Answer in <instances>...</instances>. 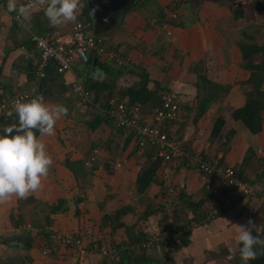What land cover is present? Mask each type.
<instances>
[{
  "label": "crops",
  "instance_id": "obj_1",
  "mask_svg": "<svg viewBox=\"0 0 264 264\" xmlns=\"http://www.w3.org/2000/svg\"><path fill=\"white\" fill-rule=\"evenodd\" d=\"M0 1L2 3L0 98H2L30 90L34 86L33 70L36 64V52L31 49L30 36L38 34L49 39H68L73 24L79 20L83 2L56 0L46 2L44 6L26 7L25 0ZM148 1L150 0H141L121 11L125 13L119 16L118 21L121 18L119 26L100 31L103 35H98L108 47L119 50L131 59V64L127 66L118 67L111 64L114 75L117 74L115 75L116 90L136 84L139 81L136 73L138 67L143 68L150 79L163 84L167 92L174 93L181 101L179 117L169 127L177 141L184 145L187 151H197L206 159L212 160L222 155V161L228 167L239 169L244 164L242 170L248 179L255 180L257 174H262L263 171L261 160L264 157V121L262 130L253 135L247 132L240 122L232 120L230 112L241 107L245 101L242 88L237 85L247 76L238 66L241 59V52L235 43L239 35L238 31L259 24L258 13L262 11L256 13L247 8V13L251 15V19L246 16L248 21L223 22L217 13L222 11V8L228 12L229 5L224 8L225 6H220L217 2L212 4V0L202 1L196 7L198 19H195V22L192 20L193 22L189 24L190 16L187 13L190 14L191 6L188 2L192 3V0H152L157 5L162 1L165 20H161L159 24L158 17L154 23L147 22L144 18L141 19L138 28H141L142 33L147 32L141 34L139 29L130 31L131 25L130 23L126 25V22L130 13L136 10L139 4L141 7L138 10L143 12L141 14L147 17H150L149 13L154 14V7L146 5ZM177 1H179L177 12L180 14L184 12L181 19L186 28L172 27L165 22L171 13L167 8L168 5ZM142 5L145 7L144 11ZM207 6L208 9H204ZM180 8L183 12L179 10ZM16 15L20 16L23 24L16 23L14 19ZM257 16L259 18L256 19ZM121 27L125 28V36ZM158 32L170 33V35L166 34L168 37L162 35L160 39L156 35ZM23 46L26 53L21 50ZM175 50L183 51L178 60L173 58ZM202 61L210 64L208 70L206 66L204 70L198 68L203 64ZM192 67L194 68L191 69ZM195 71L215 83L231 85L228 93L212 100L197 120H194V116L199 103V88L203 85L197 89L198 74ZM210 71H213V79L207 76V72ZM108 78L109 75L94 65L88 67L79 62L75 63L70 71L47 73L46 79L42 84L40 83L43 89L39 88L36 92L37 106L31 107L24 103L15 111L18 119L23 122L30 123L37 120L45 122L43 130L34 139L8 141L0 137V240L15 237L9 240L7 246L24 250L22 248L24 243L16 241L22 232L13 226L19 219V214L26 223L36 217L41 224L45 223L47 207L44 208L42 215L31 217L28 214L31 212L28 210L29 207L32 206V210H35L38 205L35 204L36 201L44 202L46 205H52L58 199L66 201L65 212L49 216L51 224L45 227L48 231L52 232V229L68 235L83 233L88 239L95 240L110 238L109 243L115 242L119 245L127 239L124 228H118L111 234L109 228L101 229L100 220L102 215L111 214L122 206L129 207L128 212L122 217V221L127 225L130 224V217L138 219L147 206L155 211L147 220H140V225L137 224L148 233H160L158 221L164 219L166 221L168 211L173 214L175 212L177 218L182 215L190 218L191 212L183 205H179L175 211L159 210L163 199L170 198L169 201H172V195L164 196L163 189L158 183L151 184L141 197L136 195L134 181L139 172L140 159L144 157L137 148L135 140L129 136V132L113 131L111 124L103 121L93 130L87 127L88 134L92 133V135H85L84 141L81 142L84 138L78 141L79 137L75 132L80 126L88 125L91 111L81 108L82 106L71 93L70 86L74 81L84 85L83 82L88 79L104 81ZM148 87L152 88L153 83L150 82ZM105 96V92L102 91V100ZM93 113L96 114L97 111ZM217 116L223 117L224 127L221 134L211 141L209 137L212 123ZM228 131H232L233 134L225 142ZM75 145L79 147L76 148ZM96 146L98 150L95 149ZM91 148L95 155H87ZM249 149L251 153H248ZM86 156L95 158L96 169L92 176L86 179L80 177L78 183L65 166V161L85 160ZM250 156L251 159L243 163L244 158ZM117 164L120 166L116 167ZM169 166V164L163 166L158 177L164 180L165 184L166 180H169L170 184H175L177 193L183 192L193 201L198 202L203 199L205 192L213 188V194L217 198L214 203L205 201L203 205L205 209L226 198L230 199V203L211 222L193 225L185 245H181L180 242L159 245L155 248L157 252L147 250L146 254L152 252L151 257L156 260V264H183L184 261L188 264L244 262V258L237 255L238 242L251 230L264 237V176L255 180L258 183L256 193L244 198L235 197L231 190L223 194L220 191L221 186L212 184L213 182L209 184L207 178L195 170L187 169L183 165L174 170ZM87 184L89 186L84 190L83 186ZM27 197L32 201L24 204ZM176 197L175 195L174 198ZM16 211L18 214H15ZM29 233L33 237V244L28 251L24 250L31 259L28 264H98L99 254L80 255L63 246L53 247L55 253L52 255L50 253L43 255L42 251L47 249L45 240L37 236L38 232L35 228Z\"/></svg>",
  "mask_w": 264,
  "mask_h": 264
},
{
  "label": "trees",
  "instance_id": "obj_2",
  "mask_svg": "<svg viewBox=\"0 0 264 264\" xmlns=\"http://www.w3.org/2000/svg\"><path fill=\"white\" fill-rule=\"evenodd\" d=\"M56 0H51L48 2H55ZM83 2V10L81 11V15L79 17V21H89L92 24L93 32L96 35H99L100 31H106L110 28L114 29L119 26L121 22V18L119 19V16L124 14L125 12H121L116 15L114 22L110 24L109 21L104 20L102 24H97L93 21V18L90 14V10L87 4L86 0H80V2ZM179 1L177 3L171 2L168 5V10L171 12L172 17L170 16L167 21H165L167 24H169L172 27L176 28H186V26L183 25L182 19L179 21H176L174 18L177 17V9ZM230 4V2H228ZM249 3V4H248ZM232 5V19L234 21H248V19H251V15L247 13V8L252 9L256 11H263L264 10V0H244L243 4L236 6L233 1H231ZM247 6V7H246ZM157 17L160 18L158 21L159 24H161V20H165V15L162 12L161 7H157ZM248 17V19L246 18ZM184 22V21H183ZM193 21L190 20L189 24ZM256 30L254 27L247 29H241L239 30V35H242L243 38H247L245 42L237 43L240 52H241V59L239 62V68L244 70L247 74L246 79L238 82V86L242 88V91L245 96L244 104L241 107H238L236 109H233L230 112L231 119L234 121H238L241 123V125L244 127V129L249 132L250 134H257L262 130V123L264 121V34L262 35L261 42L257 43L255 41V34ZM103 43L105 44L104 40ZM106 45V44H105ZM107 46V45H106ZM174 52H177L176 50ZM92 56H89L88 62L84 65L88 67H93L92 65ZM96 59L95 67L103 71L106 75H109V78L104 81H97V80H85L83 83L85 87L92 92L93 94V102H98L102 108L105 107L106 101L109 97L113 96L114 94H119L122 97H126V101L128 105L132 104H140L141 105V113L143 114V117L141 118L140 122L145 123L146 120H149V124H154L155 121L153 120L154 115V109L159 107L161 104V97L163 94L169 93L167 92V88L162 85L161 83L156 82L155 80L150 79L148 73L143 69L138 67L137 74L139 76V81L127 87L126 89H119L116 90L115 87V75H114L112 68L113 65L103 62ZM195 65V64H194ZM198 65V64H196ZM34 71V70H33ZM56 72V68L53 64H49L48 68L46 69V76L47 73ZM196 72V71H195ZM196 74H198L196 72ZM42 80V82L46 79ZM198 78V84L197 89L200 85H203L207 96L206 99L203 102L198 103V106L196 108V113L194 116V120H197L207 109L208 104L211 100H214L215 98L225 96L228 91L231 88V85H221L218 83H215L209 79H207L204 75H197ZM41 82V84H42ZM153 83V87L149 88V83ZM39 88L43 89L42 85H39ZM38 88V90H39ZM105 92L106 96L105 98H101V93ZM174 94V93H171ZM199 100V99H198ZM181 105V104H180ZM179 105V106H180ZM87 109H90L91 112L96 110L93 107H88ZM181 110V109H180ZM16 110L12 111L9 116L0 115V137H2L5 140L8 141H20V140H31L34 139L42 130L44 122L43 120H37V121H31L30 123L23 122L16 116L15 112ZM180 114V111H179ZM177 119L174 118L166 123V130L168 131V134L171 135V131L169 130V127L172 123H174ZM108 121L106 116L103 115L102 112L91 113V118L88 121L87 127L90 130L95 129L101 122ZM109 122V121H108ZM110 123V122H109ZM224 127V119L222 116H217L213 123H212V129L210 132V140L213 141L215 138L219 136L221 131ZM125 131V130H122ZM233 134L232 131H228L226 135L225 142L229 140V137ZM131 138L135 140L137 148L138 141L134 138L132 134H129ZM172 137L175 139V141L178 143L177 139L172 135ZM224 142V141H223ZM182 147V149L185 151L184 145H182L180 142L178 143ZM141 150V154L144 157V162L142 164H139V172L136 176V179L134 181V187H135V193L136 195L140 196L145 194L147 190L149 189L150 185L153 183H158L162 189L164 196L167 194V186L168 182L159 179V172L163 169V166L170 165L169 167L171 169H177L178 166L183 165L187 169L193 170L192 167H190L188 164V161L185 157H174L172 161L163 163V158L158 156L155 149L150 147H144ZM228 148L226 149V151ZM248 153H251V149H249ZM225 151V152H226ZM252 156L244 158L243 163L249 161ZM90 158V159H89ZM89 160L90 165H85V160H79V161H65V166L70 170L71 174L73 175L74 179L78 181L79 178L82 177L84 179L92 176L93 171L96 169L95 165V158H92L89 156L87 158ZM223 156L220 155V158L216 159V163L218 165L226 166L223 161ZM212 161V160H211ZM242 163V164H243ZM262 166H263V172L260 175L256 176L255 180H259L260 176H264V157L261 160ZM241 164V165H242ZM244 165V164H243ZM243 165L241 168L238 169V167H230L234 172L237 178L241 180L248 179L245 172L242 170ZM159 176V177H158ZM212 184H217L216 182H213ZM86 186H89L88 184L83 186L84 190H86ZM173 191H175V187L172 186ZM214 189L212 188L210 191L205 192L203 194V199L195 202L191 199V197L185 195L183 192L177 193V199L172 197V201L170 202V205H172V208H176L180 205H183L184 208H187L188 211L191 212L190 218H187L185 221H183L182 216L177 218V215L173 214V223H169L167 218L163 221H158V226L161 229L160 233H148L145 232L143 229L140 228V220H147L149 216H151L155 211L151 210L149 206H147V209L143 211V213L139 216L138 219L135 220L134 223H130L129 225L125 224L122 221V217L128 212L129 207L122 206L120 209H117L111 214H104L101 217L100 220V227L101 229L109 228L111 231L110 233L113 234L116 229L118 228H124V233L126 235V241L122 243L121 245L115 244V242H112L110 245H106V247L103 244V239H88L86 235L83 233H73L75 235H82L83 236V242L84 246L86 247L85 252L83 255L88 253H97L99 254V261L98 264H156L155 259L151 256H148L146 254V249H141V251L134 255V252L130 251V246L132 244H142L143 241L146 240V237L150 235H157L162 237V240L160 241V245H169L174 244L176 242H180L181 245H185L187 243V236L190 234V230H186L185 232L181 234L175 235L174 239H167L172 232H176V228H184L185 225H202L205 221V213H204V202L210 201L213 202L216 196H214ZM228 187L224 186L220 189L222 193L224 194L226 191H228ZM217 191V190H215ZM32 201V199H28V201ZM78 200H80L78 198ZM223 202V201H222ZM214 203V202H213ZM47 216L45 218V223L41 224L40 221H38V218H31L28 223H26L25 219L21 218V215L19 214V219L15 221L13 226L19 230H21L22 234L19 236V238L16 239V241H22L24 245H22V248L26 251H28L33 244V237L30 235V231L32 228H35L37 230V236L41 237L45 240L47 244V249H44L42 251L43 255L50 253L52 255L55 253L53 251V247L63 246L69 249H72L78 253V251L68 244L61 243L60 239H54L52 236V233L48 231L46 228L49 224H51L50 215L65 212L67 210L66 201L63 199H58L56 203L52 205H47ZM183 208V209H184ZM159 210L165 211L166 208L164 204L159 205ZM36 216V215H35ZM139 225H136V224ZM169 226V227H168ZM46 227V228H45ZM68 234H62L61 236L66 237ZM37 237V239H38ZM15 237H12L10 239H2L1 242L4 245H8L9 240L13 239ZM96 245V246H95ZM112 245V246H111ZM88 246V247H87ZM107 248L111 247V252L107 254H102L101 248ZM109 250V248H107ZM52 250V251H50ZM80 254V253H79ZM82 255V254H80ZM237 255L242 256L244 258V262L239 263L237 261V264H264V237H260L257 235L253 230H251L243 239H241L238 242V250ZM29 259V258H28ZM31 260V259H29ZM10 264V263H9ZM162 264V263H157Z\"/></svg>",
  "mask_w": 264,
  "mask_h": 264
},
{
  "label": "built area",
  "instance_id": "obj_3",
  "mask_svg": "<svg viewBox=\"0 0 264 264\" xmlns=\"http://www.w3.org/2000/svg\"><path fill=\"white\" fill-rule=\"evenodd\" d=\"M51 0H25L26 7L44 6L46 2ZM2 3L0 1V9ZM18 25L23 24L19 15L14 16ZM31 49L36 52V64L33 71V87L30 90L0 98V115L9 116L12 111L17 110L22 104L27 103L31 107L38 105V96L36 94L40 83L46 76V69L49 64H53L58 73H64L72 70L75 63L86 64L89 56L97 58L103 62L113 64L114 66H127L131 64L129 56L122 54L117 49L110 48L103 43L98 35L94 34L93 27L89 21H76L71 28V36L68 39L53 38L32 34L29 38ZM21 50L26 53L25 47ZM71 93L86 108L93 107L98 112H102L108 121L112 124L113 131L125 130L132 134L138 141L140 149L150 147L155 149L158 156L163 158V163L172 161L174 157H185L188 165L194 170L205 176L210 182H216L219 186H227L235 197H249L256 193L257 184L252 180H241L236 177L235 172L228 166L218 165L211 160H207L199 152L183 150L169 135L166 130V123L174 118L178 119L180 111V100L178 96L171 93L163 94L161 104L154 109V124L141 123L143 117L141 113V105L136 103L128 105L124 97L114 94L106 101L105 107L102 108L98 102H93V94L79 81L72 82L70 86ZM149 119V118H148ZM220 158V155L218 156ZM87 165H90L88 162ZM169 183V180H168ZM208 187V186H207ZM173 188L167 186V194L172 195ZM164 200V199H163ZM230 203V199L224 201L208 209L204 210V224L213 220L219 210L226 208ZM166 208L170 207L163 203ZM168 222L173 223V217H168ZM192 225H185L184 228H176V232L170 234L167 239H174L175 235L181 234L186 230L192 229ZM55 239V238H54ZM61 243L73 246L78 253L83 254L86 247L84 246L83 236L67 235L56 236ZM162 237L150 235L142 244H132L129 248L131 251H139L142 248H150L152 245L160 244ZM96 246V245H95ZM88 247V246H87ZM102 254L111 252V249L101 248ZM44 253V252H43Z\"/></svg>",
  "mask_w": 264,
  "mask_h": 264
},
{
  "label": "rangeland",
  "instance_id": "obj_4",
  "mask_svg": "<svg viewBox=\"0 0 264 264\" xmlns=\"http://www.w3.org/2000/svg\"><path fill=\"white\" fill-rule=\"evenodd\" d=\"M139 1H141V0H138V2ZM202 1H204V2H208V0H192V3L189 1L188 3H189V5L191 6V12H190V14L189 13H187L190 17H189V21H190V19L191 20H197L198 18V15H197V13H196V7H197V5L199 4V2L201 3ZM209 1H211V0H209ZM231 1H233V3L236 5V6H239V5H241V4H243V2H244V0H212L211 1V3L212 4H214L215 2H217L220 6H225L224 8H226V6L227 5H229V7H228V12L227 11H225V10H223V8H222V11H220V12H218L217 13V16H219V17H221V19H222V21L224 22V21H232L233 19H232V5H231ZM137 2V3H138ZM228 2H230V4L228 3ZM148 4V6H150L151 5V7H154V9H153V12H154V14H152V13H149L150 15V17H147V16H144L143 14H141V13H143V12H141V10H138L140 7H141V5L139 4L137 7H136V10H133L131 13H130V17H128V19H127V22H126V25L127 24H129L130 23V27H129V29H130V31H134L135 29H139L138 27V25L139 24H141L140 22H141V19H146V21L147 22H155L156 21V19H157V10H158V8L157 7H161L162 8V1L157 5V4H155L152 0H150V1H148L147 3H146V5ZM249 4V3H248ZM142 7H144L143 5H142ZM183 8V7H182ZM182 8H180L179 10L180 11H182L183 9ZM144 9H145V7L142 9V11H144ZM204 9H208V6L206 7V8H204ZM131 10V9H130ZM183 12V11H182ZM231 12V13H230ZM258 11H256V13H257ZM179 13V12H178ZM196 13V15L194 16V14ZM183 15H184V12L182 13ZM182 14H177V17H175L174 19L176 20V21H179V20H181V18H182ZM169 16H171L172 17V15H171V13L169 14ZM197 16V17H196ZM260 18H259V17ZM258 16L256 17V19L257 18H259V19H257V23H259V24H256L255 26H253L255 29H257L256 30V34H255V41L257 42V43H259V42H261V40L263 39L262 38V35L264 34V10L261 12V13H258ZM195 17V18H194ZM152 19V20H151ZM195 22V21H194ZM198 22H200V21H198ZM235 23H240L241 21H234ZM255 23H256V20H255ZM144 25V24H143ZM142 25V26H143ZM122 28V31H123V35L125 36V34H126V32H125V28H123V27H121ZM247 29H249L250 28V30H251V26H247L246 27ZM139 30H141V28L139 29ZM156 30H157V28H156ZM239 30V29H238ZM129 31V32H130ZM145 32H147V31H144L143 33H145ZM141 34H143L142 33V30H141V32H140ZM99 34H102L103 35V33L102 32H100ZM167 35H170V33L168 34V33H166ZM166 34H163V32H158V33H156V35L160 38V39H162L161 38V36L162 35H165L166 37H168ZM150 35V34H149ZM151 36V35H150ZM155 36V35H154ZM153 36V37H154ZM120 37H121V32H120ZM237 40L235 41V43L237 44V43H241V42H245L246 40H247V38H243L242 37V35H237ZM123 39V38H122ZM129 39V38H128ZM140 40V39H139ZM177 52H174L173 53V58L174 59H176V60H178L179 58H180V55L183 53V51L181 50V52L179 51V50H176ZM203 62V64H201V66L199 67L198 66V68H201V70L206 66V70H208V68L210 67V64H208V63H206V61H202ZM148 66H151V65H148ZM194 67H192L191 69H193ZM204 70V69H203ZM164 73V72H163ZM165 76V75H164ZM207 76L210 78V79H213L214 78V74H213V71H210V73L209 72H207ZM218 77V76H217ZM165 79V78H164ZM215 80H218V79H215ZM218 84H223V83H219L218 82ZM163 85V84H162ZM234 85H236V83H234ZM206 96H207V92H206ZM79 102V101H78ZM211 102H212V100L209 102L210 104H211ZM79 104L82 106L81 108L82 109H86V107L85 106H83L80 102H79ZM84 107V108H83ZM88 108V107H87ZM89 111H91V110H89ZM97 111V110H96ZM90 113V115H91V113H93V112H89ZM215 119V118H214ZM146 122H149V120L147 119L146 120ZM145 122V123H146ZM111 124V123H110ZM111 126H112V124H111ZM212 129V128H211ZM88 128H87V125H83L82 127L80 126L79 128H78V130H77V132H75V135L77 134V136L79 137L78 138V141L80 140V138H84V137H86L87 135H92V133L91 134H88ZM222 132V131H221ZM221 134V133H220ZM219 134V135H220ZM86 135V136H85ZM70 140V139H69ZM85 140V138L84 139H82L81 140V142L82 141H84ZM87 140H88V138H87ZM99 144V143H98ZM106 146V144H104V146L103 147H105ZM75 147L76 148H78L79 147V145H75ZM95 149H99L98 148V146H96L95 147ZM93 148H91V151L89 152V154H87V155H90V154H94L93 153ZM95 155V154H94ZM87 157V156H86ZM95 157V156H94ZM88 158V157H87ZM216 159H217V157H216ZM216 159H212V162L213 163H215L216 162ZM207 160H211V159H208L207 158ZM89 162V160L88 159H85V165H87V163ZM144 162V159L142 158V159H140V163L139 164H142ZM120 165H118L117 164V166L116 167H119ZM166 182H168V180H166ZM172 184V185H171ZM168 183V185H171V186H174L175 184H173V183ZM177 196V191H173L172 192V197H174V196ZM28 197L25 199L26 201L25 202H23L24 204L26 203V202H28ZM50 199V198H49ZM169 199L170 198H166V199H164L163 200V203H166V204H168L169 203ZM51 200V199H50ZM21 201H23V200H21ZM29 203V202H28ZM35 204H38L37 206H36V208H35V210H32V208L31 207H29L28 208V210H31V212L30 213H28L31 217H34V215H42L44 212V208L47 206L44 202H41V201H36L35 202ZM169 209H173L174 211H175V209L174 208H172V205L169 207ZM207 209H208V207H207ZM17 213V211L15 212V214ZM18 214V213H17ZM173 215V213H171V212H167V217H170V216H172ZM180 215H182V214H180ZM182 218H183V221H185L188 217L187 216H185V215H182ZM129 220H131L130 221V223H134L135 222V217H130L129 218ZM214 220V219H213ZM212 221V220H211ZM211 221H209V222H211ZM41 223V222H40ZM136 224V223H135ZM137 225V224H136ZM51 233H52V236L51 237H53V238H55L56 239V236H60V235H62L63 233H61V232H58V231H54V230H52L51 229ZM0 239H1V236H0ZM109 241H110V238H107V239H105V240H103V244H104V246L106 247V245H110L112 242H110L109 243ZM112 246V245H111ZM107 248H109V249H111V247H107ZM156 247H154L153 245L151 246V248H150V250L148 249V251H153V252H157V249H155ZM46 251V253H47V250H45ZM139 252H135L134 253V255H137ZM147 253V252H146ZM152 253V252H151ZM151 253L149 254V252H148V256H151ZM43 254V253H42ZM153 255V254H152ZM163 255V254H162ZM162 255H161V257H162ZM49 260V259H48ZM28 261H29V259H28V257H27V253H26V251H24V250H21V249H18V250H16L14 247H10V246H7V245H4V244H2V242H1V240H0V264H28ZM183 264H188V263H186L185 261L183 262Z\"/></svg>",
  "mask_w": 264,
  "mask_h": 264
},
{
  "label": "water",
  "instance_id": "obj_5",
  "mask_svg": "<svg viewBox=\"0 0 264 264\" xmlns=\"http://www.w3.org/2000/svg\"><path fill=\"white\" fill-rule=\"evenodd\" d=\"M93 21L102 24L104 20L111 23L114 22L116 15L132 7L138 0H86ZM96 59H92V65H95ZM199 101L203 102L206 97L204 86H200L198 93Z\"/></svg>",
  "mask_w": 264,
  "mask_h": 264
},
{
  "label": "clouds",
  "instance_id": "obj_6",
  "mask_svg": "<svg viewBox=\"0 0 264 264\" xmlns=\"http://www.w3.org/2000/svg\"><path fill=\"white\" fill-rule=\"evenodd\" d=\"M196 152H197V151H196ZM200 155H202V154L200 153ZM218 156H219V155H218ZM218 156H217V158H218ZM202 157H204V156L202 155ZM204 158H205V157H204ZM205 159H206V158H205ZM193 170H194V169H193ZM195 171H196V170H195ZM197 172H198V171H197ZM262 172H263V171H262ZM200 174H201V173H200ZM257 175H260V174L258 173ZM245 180H252V181H253L254 183H256L257 186H258V183H257L254 179H245ZM210 183H211V182H210ZM246 198H247V197H246ZM223 201H224V200H223ZM220 203L222 204V202H220ZM218 204H219V203H218ZM170 206H171V205H170ZM165 208H166V207H165ZM166 209H169V207L166 208ZM222 209H224V208H222ZM222 209H221V210H222ZM204 210H205V208H204ZM221 210H219L218 214L220 213ZM218 214H217V215H218ZM172 216H173V215H172ZM172 216H171V217H172ZM216 217H217V216H216ZM216 217H215V218H216ZM166 218L168 219L167 216H166ZM215 218H214V219H215ZM207 223H208V222H207ZM159 245H160V244H158V245H154V247L159 246ZM150 248H151V247H150ZM150 248H147L146 250H148V249H150ZM142 249H145V248H142ZM130 251H131V250H130ZM140 251H141V250H139V251H132V252L135 253V252H140Z\"/></svg>",
  "mask_w": 264,
  "mask_h": 264
}]
</instances>
